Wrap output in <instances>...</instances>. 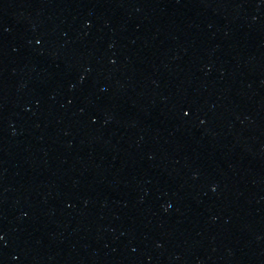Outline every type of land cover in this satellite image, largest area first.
I'll use <instances>...</instances> for the list:
<instances>
[{
    "label": "water",
    "instance_id": "1",
    "mask_svg": "<svg viewBox=\"0 0 264 264\" xmlns=\"http://www.w3.org/2000/svg\"><path fill=\"white\" fill-rule=\"evenodd\" d=\"M0 264H264V0H0Z\"/></svg>",
    "mask_w": 264,
    "mask_h": 264
}]
</instances>
